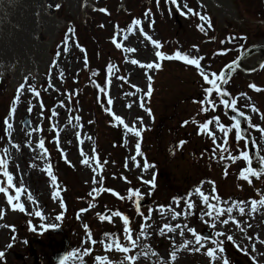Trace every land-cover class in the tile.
Listing matches in <instances>:
<instances>
[{
  "label": "rangeland",
  "instance_id": "374dc122",
  "mask_svg": "<svg viewBox=\"0 0 264 264\" xmlns=\"http://www.w3.org/2000/svg\"><path fill=\"white\" fill-rule=\"evenodd\" d=\"M46 1L51 18L68 23V26L57 28L54 51H49V61H54L49 63V74L47 68L37 73L29 70L22 76L19 74L0 82V156L9 158L8 171L13 174V184L16 187L22 184L26 190L20 196L24 212L14 210L7 203V197L0 193V210L3 211L0 252L4 254L0 264H55V255L65 250L66 256L76 250L65 264H99L97 256H106L108 264H129L124 253L116 251L115 247L105 251L100 243L101 240L106 242L105 233L115 234L122 245L127 243L120 217L100 219L114 211L129 219L136 247L127 255L138 257L132 264H210L206 249L213 246L210 241L214 231L233 235L234 242L227 241L226 237L216 238L224 240L221 255L229 264H264V206L257 205L255 211H250L249 204L244 215L233 210L232 216L240 222L243 232L231 221L226 225L217 221L213 229L208 226L206 209L194 192L199 186L205 194L212 195L214 186L222 207L224 202L247 203L264 195V174L249 175L251 183L242 179L240 170L248 167V162L242 158L234 162L227 158L221 160L218 153L212 158L211 138L203 132L197 134L198 125L213 120L214 116L231 128L232 121L225 115V108L217 104L215 111H200L201 105L194 101L202 99L203 84L194 66L163 60L158 61L159 69L141 68V64L157 62L156 49L144 40L139 29L134 27L132 33L126 32L133 19H140L144 32L160 42V51L167 55L176 50L190 56L198 55L203 57L201 65L206 71L220 73L243 49L264 42V0H239L242 18H251L245 20V36L229 31L235 29L234 19L225 17L222 24L218 14H214L212 20L202 0L178 2L186 3L194 12L208 18L211 28H206V34L196 27L201 23L198 17L180 15L175 6L165 0H159V4L157 0H95V8H86L87 22L84 14L68 12L60 0ZM100 8H105L107 14L98 11ZM145 13L150 15L145 16ZM117 26L125 30L117 35L120 49L111 42ZM69 28L74 36L65 52L63 41ZM232 37L243 39L228 42ZM76 43L85 49L83 53ZM124 47H133L135 51L125 53ZM133 59L138 61L136 65L131 63ZM109 64L114 66L111 74L107 72ZM148 76L152 77V91L145 95L149 88ZM232 78L234 80H229L224 88L237 99L238 111L249 117L250 125L264 129V68L245 76L236 71ZM21 84L25 87L18 93ZM249 84L262 90L256 92ZM29 87L38 95L28 91ZM17 96L9 136L3 130V120ZM109 99L111 105L107 104ZM247 105L254 106L257 112H251ZM145 108L151 111V116ZM53 110L56 116H52ZM109 110L121 116L129 127L135 124L139 128L142 121L144 130L140 137L126 134L124 126L112 120ZM37 128L40 131H36ZM209 130L214 132L219 143L221 134L215 131V121L209 125ZM250 132L264 160V136L257 127H250ZM234 133L233 128L227 138L229 152L233 155L247 152L244 140L234 142ZM41 140L46 155L37 147ZM137 141L140 144L138 154ZM12 144L18 145V149L12 148ZM93 150L101 164V169L95 172ZM81 152L89 157L93 167L81 163ZM145 163L148 168L143 167ZM48 170L57 178L55 188ZM93 188L104 190L92 193ZM129 189L139 191L138 200L136 197L129 199ZM8 191L9 195H15L11 189ZM53 191H57L55 199ZM189 192L193 193L191 197H188ZM186 198L193 204L191 209L185 206ZM160 206L164 209L159 210ZM149 209H152L151 216L145 220ZM37 211L43 219L35 214ZM173 213L177 214L175 219H172ZM220 219H227V214H222ZM141 224L147 225L149 235L137 239ZM177 224L180 228H175ZM164 225L174 231L169 232ZM188 228L197 234L204 230L211 233L212 238L205 248L194 251L191 244L180 247L183 240L194 239ZM91 240L97 242L92 244ZM85 249L89 251L85 253ZM172 253H175L174 259L170 258ZM215 264H222V261Z\"/></svg>",
  "mask_w": 264,
  "mask_h": 264
},
{
  "label": "snow or ice",
  "instance_id": "6c2138e0",
  "mask_svg": "<svg viewBox=\"0 0 264 264\" xmlns=\"http://www.w3.org/2000/svg\"><path fill=\"white\" fill-rule=\"evenodd\" d=\"M165 2L167 4H170L172 6H175V10L182 16H185L187 14H191L193 16H196L199 18V20L201 21V23L197 24L196 27L197 29L201 32V33H205L206 34V28H211V23L208 20V18L204 15H201L199 12H194L192 8L187 7V4H181L178 2V0H165ZM157 4H159V0H157ZM57 8L59 7V5L56 6ZM183 9H187V12H185ZM98 11L107 14V10L105 8H100L98 9ZM150 15V13H145V16ZM141 20L140 19H133L131 21V24L128 26V28L126 29L127 33H132L133 32V28H137L139 29L140 35L144 37V40L149 41L154 48L156 49L155 51V58L157 62H150V63H146V64H141L140 67L144 68V69H159L160 68V63L158 61H163V60H176V61H182L185 65H191L194 66L196 71L199 73V75L202 77V99L198 100V101H194L196 103H199L201 105L200 111L201 112H205L209 109L215 111V108L217 106V104L219 105H223V107L225 109H231L232 112L236 113L237 116H241L244 117V119L247 121L249 119V117L247 115H245V113L243 111H238L236 105H237V99L233 98L230 96L229 92L225 90V88L223 87L224 84L227 83V75L225 71H221L220 73H215V72H208L205 70V68L201 65V60L203 59V57L200 56H190L189 54L186 53H182L179 50L174 51L172 54L167 55L165 53H163L162 51H160L161 48V44L160 42L153 40L152 37L150 35H147L143 28L140 27L141 26ZM101 27H103V25H101ZM149 27H151V24H149ZM125 30H121L119 29V27H116V32L114 33V35L111 38V42L112 44L115 45V47L117 49L121 48V43L117 42V35L121 32H123ZM74 33L72 28L68 29V34L65 35L63 44H64V48L63 51H67V45L69 43V41L71 39H73ZM127 38V37H125ZM232 39H243V37H232L228 40V42H231ZM225 41H221V43L223 44ZM76 47H78L80 49V51L83 53L85 51V49H83L82 47L79 46L78 43H76L75 45ZM194 48L196 46H193ZM123 51L125 53H131L133 51H135V49L133 47H124ZM222 52L224 50H221ZM198 52V49H197ZM244 53H242L241 55H243ZM59 55V53L57 54ZM131 63L133 65H136L138 63L137 60L133 59L131 60ZM85 65H87V60L85 58ZM113 65L109 64L107 66V72L109 74L112 73L113 71ZM238 67V60H234L231 64L227 65V71H231L233 68ZM262 68H264V64L261 65ZM96 73H93V75H95ZM151 80L152 77L148 76V81H149V88H148V92L145 93V95H150L152 89L150 87L151 85ZM51 87V85H49ZM25 85L21 84L19 86V88L17 89V92L19 93L21 89H24ZM97 87L99 88V86L97 85ZM249 88L253 89L256 92H260L262 89L257 87L255 84H249ZM101 91H103V89H100ZM139 91V89H137ZM28 91L32 92L34 95H38V93L36 92V90L32 87L28 88ZM214 94V95H213ZM243 95V94H242ZM143 99V97L141 98ZM18 103V96L16 98H14L11 101V107L7 113V116L4 118L3 120V125H4V132L6 135H11V129L13 127L12 123L10 122V119L14 116V113L16 111V105ZM108 105L112 104V100L109 99L107 101ZM205 105L207 107H205ZM141 107H144L143 103L141 104ZM247 107H250L251 112L255 113L257 112V109L254 106L251 105H247ZM41 108H43V105H41ZM32 108L29 107L28 108V112L31 113ZM145 111L148 112V115L151 116V111L147 108H145ZM108 114L111 116L112 120L116 121L118 124L123 125L124 126V131L126 134H131L133 137H140L141 132L144 130L143 128V124L141 121V125L139 128H137L135 126V124H133V126L129 127L127 124H125V121L121 118V116L119 115H115L113 114L110 110L108 111ZM57 113L53 110L52 111V116H56ZM225 115H227V113H225ZM76 122L77 124H79V117L77 116L76 118ZM140 119V118H137ZM232 120V127L231 128H227L223 123H221L219 117H213V120H205L203 123H200L198 125V135L203 132L205 133L208 137L211 138V143L213 145L212 149H211V157L212 158H216L217 157V153L219 154V159L223 160L225 158H227L228 160L231 161H236L239 159H243L244 161L248 162L249 166L246 168H243L240 170V177L244 180H247L249 183H251V180H249V175L252 176H259L260 173L264 172V160H261V168L260 170H254L251 167V161L249 160V156L247 152H239V155H233L231 154V152H229L227 144H228V136H229V132L232 131V129H235V140L234 142H239L242 139H244V134H243V130L241 129L240 126V121L236 118V116L231 117ZM215 121V131H218L221 136H220V142H217V137L214 134V132L212 130H209V125ZM188 121H184V124H187ZM192 123H196L195 120L192 121ZM250 127H257L258 130L260 131L261 135L264 136V129L259 128L258 126H253L250 125ZM36 131H40L39 128L36 129ZM29 135H31V131H29L28 133ZM77 137H79V133H77ZM82 142V141H81ZM181 144L184 143V141L180 142ZM12 148H17L18 149V145L16 144H12L11 145ZM37 147L40 148L43 152V154L46 155V149L44 148V141L41 140L39 141V143L37 144ZM135 149L137 154L139 153V149H140V144L137 141L135 144ZM5 152H7V149H4ZM227 153V157H225V154ZM61 155H63L61 153ZM81 155L83 156V159L81 161V163L87 164L89 167H93L92 164L89 163V157L85 156L83 152H81ZM135 156L132 157L133 160H135ZM92 159L96 160V164L93 167V171L95 172L97 169H101V164L98 160V158L96 157L95 151L93 150L92 153ZM67 162V161H66ZM8 163H9V158L7 156H0V193H3L5 197H7V203L9 205L12 206V208L14 210H19L20 212H24L25 208L23 206V204L20 203V196L22 193H25L26 190L24 189V186L21 184L20 187H16L13 184V174H10V172L8 171ZM106 163V162H105ZM144 168H148L149 165L147 163H145L143 165ZM48 175L50 177L51 180V185L55 188L56 186V182H57V178L55 175L52 174V172L50 170H48ZM102 179V178H101ZM94 183L96 182L95 179L93 181ZM212 183L214 185V182H209ZM9 189H11L15 195H9ZM104 189H97V188H93L92 189V193H98L99 191H103ZM111 191V190H109ZM129 199H131L132 197H136L137 200L140 197V193L138 190H133V189H129ZM194 192L196 195H198L200 197V201L201 203L204 205V208L206 209V211L204 212V215L209 217V224L208 226L215 229L216 226V222L219 221L220 224L222 225H226L229 224V222L231 221V223L233 225H235L237 228H239V230L241 232L244 231V229L242 227H240V222L236 219L233 218L232 213L234 209H237L239 211V213L241 215L245 214V210L246 208H248V205H251V208L249 209L250 211H255L256 210V206L257 205H261L264 206V195H261L259 200L253 199L250 202H244V201H231V202H224L225 206H221V204L219 203L220 198L218 195L215 194V188L213 186L212 188V195H208L205 194L201 187H196L194 189ZM92 193H89V195L91 196ZM113 195H117L115 192L112 193ZM193 195L192 192L188 193V197H191ZM57 196V191H53L52 193V197L55 199ZM123 198V197H121ZM174 200H176L177 202L179 201V198H173ZM16 201V203H13V201ZM28 200L31 201L32 197L31 195H28ZM185 206L188 209H191L193 207V204L191 202L190 199L186 198L185 199ZM60 207L63 208L64 204L63 201L60 202ZM164 206H160L159 210H163ZM170 211V209H168ZM137 211L139 212V204H137ZM151 212L152 209H149V214L148 216L144 217L145 220L149 219L151 216ZM227 214V219H220L222 214ZM37 216H39L41 219H43V216L41 215V213L39 211H37L35 213ZM161 215H163V211H161ZM176 213L172 214V219L176 218ZM0 216H3V211L0 210ZM120 217V219L123 222V235H124V240L127 242L126 245H122L119 241V237H116L115 234L112 233H105L104 236L106 238V242L105 240H101L100 243L104 245L105 251H108L110 249H112L113 247H115V250L121 253H124V259L129 261V264H132V262L137 260V256L136 255H132V256H128L127 254L136 247V241L133 240L132 238V234H131V229L129 227V219L126 216H123L119 211H114L110 213V216L105 217V216H101L100 219H109L112 217ZM57 220L60 219L59 216L56 217ZM43 227V225L41 226ZM87 227V226H85ZM147 225L145 224H141L140 225V232L138 233L137 239H139V237H147L149 235V233H147L146 231ZM164 228H167V230L169 232L174 231V229L172 227H170L169 225H164ZM175 228H180V225L177 224L175 225ZM30 230L31 229L30 227ZM188 232L192 234V236L194 237V239L188 240L185 239L183 240V243L180 245L181 248L183 247H187L188 245H193V250L194 251H200L201 249L205 248V245L209 242L207 237H204L200 234H197L195 232V230L188 228ZM160 234L163 235V229H160ZM180 235L183 236V230H181ZM213 236L214 238L211 239L210 243L211 245H213L212 247H207L206 249V255L209 258L210 264H215L216 261L220 260L222 261V264H229L228 260L225 259L221 254L224 252V248H223V243L224 240L223 239H216L218 237H226L227 241H231L234 242V238L233 235L231 234H226L224 231H214L213 232ZM251 239V238H249ZM92 244H95L97 241L95 240H91L90 241ZM175 244V242H173ZM10 246V245H9ZM253 250H255L253 248ZM87 251H89L88 249H85L84 252L86 253ZM76 254V250H73L72 253H69L68 256L61 258V262L60 264H65V261L68 259V257L73 256ZM3 252H0V257H3ZM143 255H147V253H143ZM153 255H155V253H153ZM78 255H77V259H78ZM170 258L174 259L175 258V253L170 254ZM99 264H108L107 261V257L104 256H97L95 258Z\"/></svg>",
  "mask_w": 264,
  "mask_h": 264
},
{
  "label": "water",
  "instance_id": "95a60500",
  "mask_svg": "<svg viewBox=\"0 0 264 264\" xmlns=\"http://www.w3.org/2000/svg\"><path fill=\"white\" fill-rule=\"evenodd\" d=\"M202 1L212 20L214 14H218L222 24L225 17L234 19L235 29L229 31L245 36V20L251 18H242L239 0ZM60 2L61 6H67L68 12L84 14L85 22H87L86 8L96 7L95 0H60ZM65 26H68V23L62 20H48L46 0H0V82L34 68L35 73L47 68L49 74V63H54L49 61V51H54L57 28ZM242 53L244 54L241 55ZM234 60H238V67L231 71H227V68L224 70L227 82L234 80L232 76L236 71H241L245 76L262 68L264 42L243 49ZM224 112L227 113L229 120L236 116L240 121L244 134L242 140L245 141L251 167L260 170L263 159L250 132L249 119L246 121L231 109H225ZM26 125L29 126L28 121ZM57 230L61 231L60 228ZM200 235L208 239L212 238L208 230H204ZM63 257H66V250L55 255V264H60Z\"/></svg>",
  "mask_w": 264,
  "mask_h": 264
},
{
  "label": "bare ground",
  "instance_id": "6f19581e",
  "mask_svg": "<svg viewBox=\"0 0 264 264\" xmlns=\"http://www.w3.org/2000/svg\"><path fill=\"white\" fill-rule=\"evenodd\" d=\"M48 20H49V21H52V20H53V19L51 18V16H50L49 12H48ZM30 71L35 72V68H34V69H31ZM20 75L22 76V73H21ZM17 77H19V76H17Z\"/></svg>",
  "mask_w": 264,
  "mask_h": 264
}]
</instances>
